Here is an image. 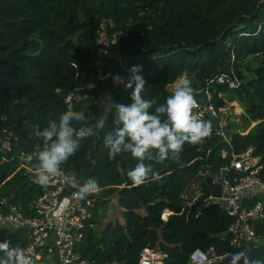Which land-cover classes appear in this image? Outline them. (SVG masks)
Masks as SVG:
<instances>
[{"label":"trees","instance_id":"obj_1","mask_svg":"<svg viewBox=\"0 0 264 264\" xmlns=\"http://www.w3.org/2000/svg\"><path fill=\"white\" fill-rule=\"evenodd\" d=\"M102 21H107L108 35L116 33V43L101 57V68L128 77L132 66H142V95L157 105L165 103L173 92L170 85L182 73L195 91L208 78L232 69L241 86L215 87L224 99L212 100L216 109L237 103L243 110L223 116L228 143L217 135V121L206 114L201 119L211 122L210 136L197 145L186 143L176 161H146L161 178L136 186L128 172L137 161L130 153L110 159L105 144L115 127L113 103H130L132 89L108 80L96 85L92 99L71 108L64 103L68 92L95 75L91 63ZM93 105L109 106L103 130L95 120L87 125L93 134L79 138L78 150L60 168L77 179L79 189L93 178L102 189L88 196L95 200L98 227L86 230L76 247L88 264H136L145 246L162 254L164 264H187L196 248L212 247L218 255L247 249L251 257H264L262 245H230L226 231L233 218L219 206L187 218L179 198L193 183L204 188L196 179L198 170L228 165L231 153L251 147L254 156L264 158V0H0V212L15 206L24 216L33 215L41 192L33 177L43 148L31 135L34 130L68 110L93 114ZM260 176L264 181V169ZM112 199L122 223L101 226ZM164 211L172 213L166 221ZM254 229L264 240V217ZM3 241L26 250V228H0ZM216 264H228L227 256Z\"/></svg>","mask_w":264,"mask_h":264},{"label":"built area","instance_id":"obj_2","mask_svg":"<svg viewBox=\"0 0 264 264\" xmlns=\"http://www.w3.org/2000/svg\"><path fill=\"white\" fill-rule=\"evenodd\" d=\"M106 23L107 21H102L95 43L97 55L91 63L95 75L86 85L65 95L64 103L68 108L74 103L92 99L91 91L98 83L113 81L112 75L119 74L101 68V57L116 43V33L108 35ZM109 25L111 26L110 22ZM119 75L127 81V75ZM75 77H78V73ZM223 86L228 90H236L241 86L240 79L232 69L208 78L202 87L194 91L198 103L194 113L198 119L208 114L216 120L217 135L228 143L223 133V116L226 109H216L212 102L214 96L217 99H224V94L220 90H215V87ZM117 87L126 89L124 85ZM92 134L93 131L83 138ZM253 153L254 149L249 147L241 153H231L229 164L219 167L216 171L204 168L198 170L196 179L201 180L205 187L193 183L187 191L179 195L184 203L182 212H185L187 218L198 217L202 209L213 205L219 206L232 217L233 222L226 231L232 247H239L246 242L264 246V240L256 237L254 229V223L264 217V202L261 199L264 194V181L260 176L264 169V158L256 157ZM36 176L37 173L34 171L35 184ZM38 186L41 192L33 202V215L24 216L17 207L10 206L5 213L0 212V227L26 228L28 238L26 251L34 264H46L52 259L55 264H88L77 252L76 247L86 230L98 227L94 222L95 200L90 197L78 199L75 195L79 191L77 179L61 170L50 177L47 186ZM115 204L116 201L112 199L106 212ZM101 214L102 210H98L97 215ZM171 214L164 211L161 219L166 221ZM227 254L218 255L212 247L208 250L196 248L190 252L187 264H216ZM163 259L164 256L157 250L145 246L140 251L136 264H164Z\"/></svg>","mask_w":264,"mask_h":264},{"label":"clouds","instance_id":"obj_3","mask_svg":"<svg viewBox=\"0 0 264 264\" xmlns=\"http://www.w3.org/2000/svg\"><path fill=\"white\" fill-rule=\"evenodd\" d=\"M112 79L116 86L124 85L132 92L130 103H113L115 127L107 133L105 144L110 159L130 153L137 161L128 172L136 186L161 178L146 161H176L186 143L197 145L210 136L211 122L198 119L194 113L198 103L186 72L181 74L165 103L159 105L155 99H146L142 95L146 85L142 66H132L128 70L127 81L119 74L112 75ZM153 108L154 111L150 112ZM93 120L103 130L105 119H97L85 111L72 110L63 112L57 120L49 121L47 127L34 130L31 135L43 144L36 157L38 185L47 186L50 177L56 175L61 165L75 154L79 148V138L91 133L92 129L87 125ZM101 190L98 181L93 178L85 182L75 195L84 200L90 195L99 194ZM0 254V264H34L24 248L12 246L10 241L0 242ZM227 259L228 264H264V257H251L247 249L227 254Z\"/></svg>","mask_w":264,"mask_h":264},{"label":"rangeland","instance_id":"obj_4","mask_svg":"<svg viewBox=\"0 0 264 264\" xmlns=\"http://www.w3.org/2000/svg\"><path fill=\"white\" fill-rule=\"evenodd\" d=\"M177 81L175 83H173L172 85H170V87H169L170 91L174 90ZM93 106H90V107L93 110V115L97 119L102 118L106 114V112H108V110H109V106H104V107H98L97 105L96 106L93 105ZM242 113H243V110L240 108V106L237 103H232L231 106L228 107V109H226L225 115L237 116V115H240ZM115 205H112L110 211H107V212L105 211V213L101 216V226L106 225L107 223H114V222L122 223L121 209H119ZM0 228H2V227H0ZM46 264H53V262L49 261V263H46Z\"/></svg>","mask_w":264,"mask_h":264},{"label":"crops","instance_id":"obj_5","mask_svg":"<svg viewBox=\"0 0 264 264\" xmlns=\"http://www.w3.org/2000/svg\"><path fill=\"white\" fill-rule=\"evenodd\" d=\"M102 215V214H101Z\"/></svg>","mask_w":264,"mask_h":264}]
</instances>
